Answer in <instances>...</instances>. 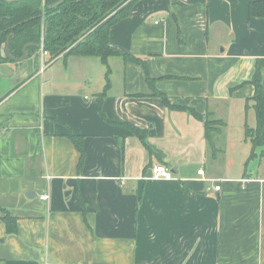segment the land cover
Returning <instances> with one entry per match:
<instances>
[{
	"label": "crops",
	"instance_id": "crops-1",
	"mask_svg": "<svg viewBox=\"0 0 264 264\" xmlns=\"http://www.w3.org/2000/svg\"><path fill=\"white\" fill-rule=\"evenodd\" d=\"M109 43L140 61L0 63V264H264V146L246 138L264 18L247 0H137Z\"/></svg>",
	"mask_w": 264,
	"mask_h": 264
},
{
	"label": "trees",
	"instance_id": "trees-1",
	"mask_svg": "<svg viewBox=\"0 0 264 264\" xmlns=\"http://www.w3.org/2000/svg\"><path fill=\"white\" fill-rule=\"evenodd\" d=\"M137 0H0V63L11 61L4 53L8 41L9 53L20 57L25 44L27 57L37 60L41 47L47 50V61L53 63L59 58L74 56H97L106 63L110 56H120L125 61L139 62L140 58L121 52L109 43L110 28L125 18ZM247 11L252 17L264 18V0H247ZM33 56V57H32ZM264 58H257L251 78L252 96L247 100L254 110L256 124L246 126V138L253 147L264 146V91L262 71ZM150 82V80H149ZM165 106L180 108L170 104L167 96L157 90ZM101 100H99V105ZM100 108V106H99ZM199 117V116H198ZM224 122L219 119H205L208 134L216 131ZM140 140L146 131L130 127ZM80 149L78 164L83 160V152L78 143V135L69 134ZM6 231H16V221L7 212L1 216Z\"/></svg>",
	"mask_w": 264,
	"mask_h": 264
},
{
	"label": "built area",
	"instance_id": "built-area-1",
	"mask_svg": "<svg viewBox=\"0 0 264 264\" xmlns=\"http://www.w3.org/2000/svg\"><path fill=\"white\" fill-rule=\"evenodd\" d=\"M40 53V73L44 70V68L49 64V62L47 61V59L45 60V58L49 56L47 50H45L43 48V45L41 43V47L39 50ZM149 173H150V178L152 179H164V180H170L173 177V174L171 172V170L169 169V167H167L164 164H153L150 166L149 168ZM197 173L202 174V170H198ZM220 186L219 185H215L214 189L215 190H219ZM40 198L43 200H47L49 198V195L47 193L41 194Z\"/></svg>",
	"mask_w": 264,
	"mask_h": 264
},
{
	"label": "water",
	"instance_id": "water-1",
	"mask_svg": "<svg viewBox=\"0 0 264 264\" xmlns=\"http://www.w3.org/2000/svg\"><path fill=\"white\" fill-rule=\"evenodd\" d=\"M31 45L29 43L25 44L24 48H23V53H22V56L20 57H13L10 55L9 53V45H8V41L6 42L5 44V49H4V52H5V55L10 59V60H14V61H22L26 58V48Z\"/></svg>",
	"mask_w": 264,
	"mask_h": 264
},
{
	"label": "rangeland",
	"instance_id": "rangeland-1",
	"mask_svg": "<svg viewBox=\"0 0 264 264\" xmlns=\"http://www.w3.org/2000/svg\"><path fill=\"white\" fill-rule=\"evenodd\" d=\"M112 60V59H111ZM6 85L3 86V89L5 88Z\"/></svg>",
	"mask_w": 264,
	"mask_h": 264
}]
</instances>
